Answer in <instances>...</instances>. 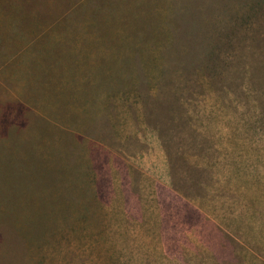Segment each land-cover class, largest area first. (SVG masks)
<instances>
[{"label": "rangeland", "instance_id": "obj_1", "mask_svg": "<svg viewBox=\"0 0 264 264\" xmlns=\"http://www.w3.org/2000/svg\"><path fill=\"white\" fill-rule=\"evenodd\" d=\"M0 264H264V0H0Z\"/></svg>", "mask_w": 264, "mask_h": 264}]
</instances>
